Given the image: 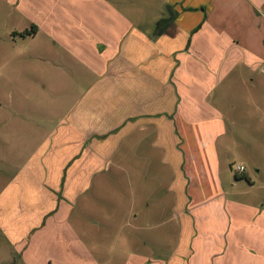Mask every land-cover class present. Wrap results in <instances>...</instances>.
<instances>
[{"label":"crops","instance_id":"0c3cea01","mask_svg":"<svg viewBox=\"0 0 264 264\" xmlns=\"http://www.w3.org/2000/svg\"><path fill=\"white\" fill-rule=\"evenodd\" d=\"M0 16L7 67L68 80L67 113L0 193L25 264L47 244L68 263L74 204L126 165L148 206L130 217L131 258L264 264V184L247 171L264 162V0H0ZM237 147L244 173L227 166ZM153 216L164 237L139 238Z\"/></svg>","mask_w":264,"mask_h":264},{"label":"rangeland","instance_id":"374dc122","mask_svg":"<svg viewBox=\"0 0 264 264\" xmlns=\"http://www.w3.org/2000/svg\"><path fill=\"white\" fill-rule=\"evenodd\" d=\"M5 26V19L0 16V193L33 155L47 132L68 111V103H59L68 98V89L64 86L68 80L64 75H56L47 67H29L28 70L25 67H7L13 63H6ZM232 154L227 166L230 171H235L237 165H244L240 158L243 152L237 147ZM262 164V173L259 175L249 164L247 171L264 184V162ZM127 174V165L121 174H112L111 170L107 178L101 177L105 181L94 188L100 191V198L90 199L87 196L74 204L72 222L78 232L77 237L74 232L68 234L71 244L66 264H93V259L99 264H160L153 257L152 262H149L148 258L135 259L130 256L133 250L129 243L132 240L130 230H133L130 217L136 204L134 213L144 212L148 206H145L144 199L136 203L133 200ZM232 175L234 179H245L250 183L246 176ZM108 179L109 183H106ZM257 184H260L259 181ZM149 201L153 212L159 210L158 202L161 200L157 195H153ZM164 203L169 204L170 208L172 201L169 196ZM96 219L100 221L99 224L92 225L90 222ZM152 219L154 225L151 229L137 231L139 238L164 237L168 226L159 225V217L153 216ZM141 248L148 252L150 249L156 250V245L149 243L147 247ZM35 249H31L33 257L30 255L31 261L26 264H63L57 262L52 245ZM16 251H22V248L11 245L0 229V264H25Z\"/></svg>","mask_w":264,"mask_h":264},{"label":"built area","instance_id":"2783aa9c","mask_svg":"<svg viewBox=\"0 0 264 264\" xmlns=\"http://www.w3.org/2000/svg\"><path fill=\"white\" fill-rule=\"evenodd\" d=\"M246 171V167L244 165H237L236 172L244 173Z\"/></svg>","mask_w":264,"mask_h":264},{"label":"water","instance_id":"95a60500","mask_svg":"<svg viewBox=\"0 0 264 264\" xmlns=\"http://www.w3.org/2000/svg\"><path fill=\"white\" fill-rule=\"evenodd\" d=\"M262 70L264 71V66H263Z\"/></svg>","mask_w":264,"mask_h":264}]
</instances>
